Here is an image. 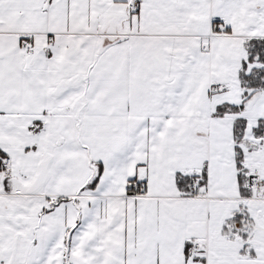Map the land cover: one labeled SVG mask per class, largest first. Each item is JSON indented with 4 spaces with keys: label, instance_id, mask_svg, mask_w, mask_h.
Segmentation results:
<instances>
[{
    "label": "snow or ice",
    "instance_id": "6c2138e0",
    "mask_svg": "<svg viewBox=\"0 0 264 264\" xmlns=\"http://www.w3.org/2000/svg\"><path fill=\"white\" fill-rule=\"evenodd\" d=\"M0 264H264V0H0Z\"/></svg>",
    "mask_w": 264,
    "mask_h": 264
}]
</instances>
